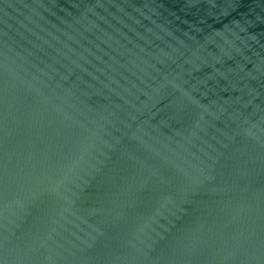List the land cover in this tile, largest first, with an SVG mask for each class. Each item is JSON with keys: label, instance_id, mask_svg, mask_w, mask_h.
Segmentation results:
<instances>
[{"label": "water", "instance_id": "water-1", "mask_svg": "<svg viewBox=\"0 0 264 264\" xmlns=\"http://www.w3.org/2000/svg\"><path fill=\"white\" fill-rule=\"evenodd\" d=\"M0 264H264V0H0Z\"/></svg>", "mask_w": 264, "mask_h": 264}]
</instances>
